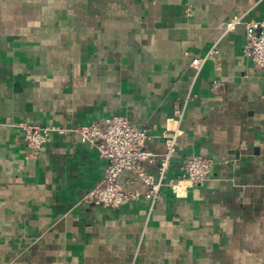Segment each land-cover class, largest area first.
Wrapping results in <instances>:
<instances>
[{
	"label": "crops",
	"instance_id": "crops-1",
	"mask_svg": "<svg viewBox=\"0 0 264 264\" xmlns=\"http://www.w3.org/2000/svg\"><path fill=\"white\" fill-rule=\"evenodd\" d=\"M233 16L264 21V0H0V264H264V73L243 24L224 34ZM183 106L154 205L84 203L96 150L54 133L34 154L18 127L121 116L160 154ZM193 156L208 181L167 187ZM141 166L157 180V161Z\"/></svg>",
	"mask_w": 264,
	"mask_h": 264
},
{
	"label": "built area",
	"instance_id": "built-area-1",
	"mask_svg": "<svg viewBox=\"0 0 264 264\" xmlns=\"http://www.w3.org/2000/svg\"><path fill=\"white\" fill-rule=\"evenodd\" d=\"M242 18V16H233L228 19L224 23V34L243 24L245 42L241 46V53L264 73V21L250 20L243 23ZM216 52V49L212 48L205 58ZM205 58H192L190 66L199 71ZM183 116L184 106L174 109L173 118L176 127L164 129L160 133L159 137L163 141V150L160 154H155L146 147L151 139L147 128H138L121 116H112L102 123L92 122L85 126L70 128L28 123H20L18 127L26 148L34 154L49 143L54 133L69 134L80 143L94 148L98 156L105 161V168L101 180L86 193L83 202L117 209L141 199L148 200L151 205L158 201L170 162L176 153L181 133L178 126ZM155 161H157V180L141 166L142 163L152 164ZM211 171L212 162L209 159L199 156L189 157L180 167L179 176L167 181L165 185L170 189L183 183H188L190 186L202 185L208 181ZM124 172L131 173L138 181L139 189L122 187L120 176Z\"/></svg>",
	"mask_w": 264,
	"mask_h": 264
}]
</instances>
